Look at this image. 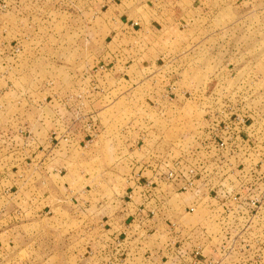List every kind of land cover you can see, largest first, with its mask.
Wrapping results in <instances>:
<instances>
[{
	"label": "rangeland",
	"instance_id": "rangeland-1",
	"mask_svg": "<svg viewBox=\"0 0 264 264\" xmlns=\"http://www.w3.org/2000/svg\"><path fill=\"white\" fill-rule=\"evenodd\" d=\"M151 153L199 170L152 228ZM173 236L264 264V0H0V264H174L144 258Z\"/></svg>",
	"mask_w": 264,
	"mask_h": 264
},
{
	"label": "built area",
	"instance_id": "built-area-1",
	"mask_svg": "<svg viewBox=\"0 0 264 264\" xmlns=\"http://www.w3.org/2000/svg\"><path fill=\"white\" fill-rule=\"evenodd\" d=\"M135 26H136V24H135ZM98 67H99V69L104 70L105 65H100V63H99L94 69H97ZM96 77H98V74L96 75ZM96 83H97V80H93V84H96ZM78 100H79V105L81 107H83L84 106V95L78 96ZM81 107L79 109V113H86V110L82 109ZM55 134H56V132L52 133V135H55ZM88 136L89 135L87 134V137ZM63 137L65 138L64 140H68L71 137L70 136V129L66 128V132L64 133ZM54 140H55V138L52 137L51 141L49 140V143L50 142L53 143ZM178 160L179 159L176 158V160L173 161V165L169 166L168 169H166L160 175H157V179L150 178L146 187L149 188V190L152 192L154 190L157 191L158 189L155 188L156 183L166 184L169 181L170 185H172L174 187L173 189L175 192L176 191H184V190H187V189L192 188V187L194 188L195 182L197 181V178H199V177H197L199 174V170L197 168H195L193 165H183L182 161H180V160L178 161ZM179 183H180V185H179ZM170 189H172V188L170 187ZM150 191H149V193H147L148 194L147 199H149V201L147 203H145L144 205H141V206H138V205H133V207L126 206V211L129 214L133 213V216L131 217V219H134L139 224H141V221H142L143 225L149 224V227L152 228V226L153 227L156 226L154 223H152V221L155 220L154 216H155V213L157 211L155 210L154 206H151L152 201H154L153 196H156L155 191L153 193H151ZM168 192H166V191L164 192L166 196H167ZM132 193H134V192H132ZM144 194L146 195V192ZM131 197H133V196L131 195ZM160 208H162V207H160ZM190 211L193 212L194 209H191ZM137 216H141V217H137ZM136 218H140V220L139 219L136 220ZM163 223L164 224L168 223V225H169L168 228H174L175 229V227H177V226L180 227V225H177L176 222H174L170 218H165V221ZM163 223H162V225H164ZM182 238L185 241L188 239V237H186L185 235H183ZM167 240L168 241H166L167 243L165 244L166 246L163 249L166 250V248H168L169 250H167V251H170V254L172 255V257H171V259H166V261H167L166 263H171V260H174L177 262L174 264H181L182 262L186 261L187 259H190L191 264H201L203 262L205 256L201 255L199 252L192 253V255H189L188 253L186 254L185 251H182L184 253H182L181 251H176L177 249H180V246H176V244L182 243V241L179 239L178 236L169 237Z\"/></svg>",
	"mask_w": 264,
	"mask_h": 264
},
{
	"label": "crops",
	"instance_id": "crops-1",
	"mask_svg": "<svg viewBox=\"0 0 264 264\" xmlns=\"http://www.w3.org/2000/svg\"><path fill=\"white\" fill-rule=\"evenodd\" d=\"M195 3H205V2H209V3H214V0H205V2L203 0H194ZM60 122H62V125L65 126L67 129H70V138L68 140H64L65 142L71 141V143H77L76 138V132H77V127L74 123L77 122H72L70 125L65 124L63 121L60 120ZM88 138V137H87ZM82 143V142H80ZM158 157H155V155H153V153H151L150 155H148V157L146 158V160L144 161V163L147 165L144 170H145V174L149 177V178H154L157 179V175H160L162 172H164L166 169H168L169 166L173 165V159H171L169 157V155L167 154L164 157H161V159H156ZM170 158V159H169ZM180 182V181H179ZM180 185V183H179ZM169 192L168 193H172V189L168 188L167 189ZM168 195V194H167ZM183 212L185 211V209L182 210ZM144 258L146 259L147 257H156L159 258L161 260L167 258V259H171L172 255L170 254V251H161V252H147L146 254H144Z\"/></svg>",
	"mask_w": 264,
	"mask_h": 264
}]
</instances>
